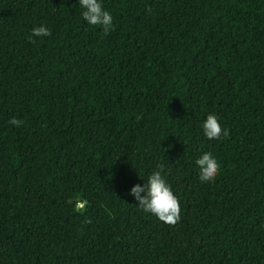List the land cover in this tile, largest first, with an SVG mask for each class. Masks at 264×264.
<instances>
[{
    "label": "trees",
    "instance_id": "obj_1",
    "mask_svg": "<svg viewBox=\"0 0 264 264\" xmlns=\"http://www.w3.org/2000/svg\"><path fill=\"white\" fill-rule=\"evenodd\" d=\"M100 2L107 36L79 0H0V264H264V0ZM159 163L175 225L128 194Z\"/></svg>",
    "mask_w": 264,
    "mask_h": 264
},
{
    "label": "clouds",
    "instance_id": "obj_2",
    "mask_svg": "<svg viewBox=\"0 0 264 264\" xmlns=\"http://www.w3.org/2000/svg\"><path fill=\"white\" fill-rule=\"evenodd\" d=\"M79 5L83 19L89 25L100 27L104 36L114 29L113 17L109 11L105 10L100 0H79ZM48 36H51V29L41 25L31 29L28 39L31 43H36L35 37ZM9 123L19 128L24 122L13 117ZM202 129L209 140L220 139L230 134L228 129L222 127L215 114H209L206 117L202 123ZM195 163L202 183L213 182L219 175L220 164L212 153L204 152ZM164 169L163 163L157 164L147 181H144L143 185L132 186L128 194L135 198L138 202L137 206L143 212L151 213L168 225H175L181 218V207L178 198L165 179Z\"/></svg>",
    "mask_w": 264,
    "mask_h": 264
},
{
    "label": "water",
    "instance_id": "obj_3",
    "mask_svg": "<svg viewBox=\"0 0 264 264\" xmlns=\"http://www.w3.org/2000/svg\"><path fill=\"white\" fill-rule=\"evenodd\" d=\"M86 205H87V202H84L80 206L85 207Z\"/></svg>",
    "mask_w": 264,
    "mask_h": 264
}]
</instances>
